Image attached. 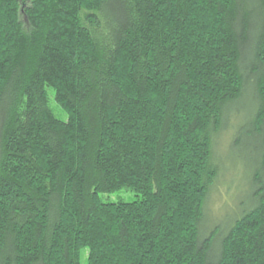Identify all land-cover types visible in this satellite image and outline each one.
I'll return each instance as SVG.
<instances>
[{
	"label": "trees",
	"instance_id": "1",
	"mask_svg": "<svg viewBox=\"0 0 264 264\" xmlns=\"http://www.w3.org/2000/svg\"><path fill=\"white\" fill-rule=\"evenodd\" d=\"M234 113L252 190L213 228L215 138ZM121 191L136 200H104ZM85 250L264 264V0H0V264Z\"/></svg>",
	"mask_w": 264,
	"mask_h": 264
},
{
	"label": "rangeland",
	"instance_id": "2",
	"mask_svg": "<svg viewBox=\"0 0 264 264\" xmlns=\"http://www.w3.org/2000/svg\"><path fill=\"white\" fill-rule=\"evenodd\" d=\"M51 106L61 120H68L67 115L56 104L52 103ZM241 116L231 114L224 129L215 138L214 156L221 168V173L210 194L206 208L207 219L210 225L213 223V228L228 224L240 216L243 212L242 207L252 190L249 164L253 165L256 159L255 148L252 144L247 145L244 150L233 149L236 132L245 121ZM104 200L112 203L131 202L136 200V195L121 191L108 197L105 196ZM87 261L88 251L85 250L82 252L81 264H87Z\"/></svg>",
	"mask_w": 264,
	"mask_h": 264
}]
</instances>
